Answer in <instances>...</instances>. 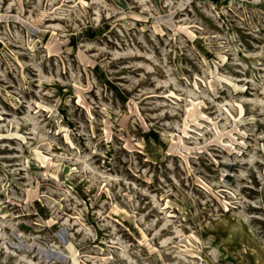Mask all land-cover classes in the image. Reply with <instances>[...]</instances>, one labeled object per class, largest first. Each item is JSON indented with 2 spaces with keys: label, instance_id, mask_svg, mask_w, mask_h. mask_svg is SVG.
<instances>
[{
  "label": "rangeland",
  "instance_id": "1",
  "mask_svg": "<svg viewBox=\"0 0 264 264\" xmlns=\"http://www.w3.org/2000/svg\"><path fill=\"white\" fill-rule=\"evenodd\" d=\"M0 264H264V0H0Z\"/></svg>",
  "mask_w": 264,
  "mask_h": 264
},
{
  "label": "bare ground",
  "instance_id": "2",
  "mask_svg": "<svg viewBox=\"0 0 264 264\" xmlns=\"http://www.w3.org/2000/svg\"><path fill=\"white\" fill-rule=\"evenodd\" d=\"M123 21L127 22L125 19ZM58 86H61V85H58ZM192 103L195 104V102H192ZM54 117H56L55 114H54ZM144 142L145 141H141L140 144L144 145ZM230 216H234L233 217L234 219H230V222H229V225H228V230H227L226 234L225 235H220L218 227L223 228V226L228 223V221H229L228 219H229ZM238 218H239L238 216L234 215L233 213H230L228 216H220V217L215 219V222H214L215 233H214V235H220V238L222 239V242H223L221 247L223 249H225V250H228L227 249V245H226L225 242L230 240L231 236H233L236 232H237V234H239V237L241 236L240 235V230H239V227L241 226V223L238 220ZM207 227H208V225H207ZM222 255H226V252L222 251ZM237 261H239V260H237Z\"/></svg>",
  "mask_w": 264,
  "mask_h": 264
}]
</instances>
